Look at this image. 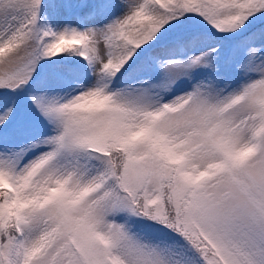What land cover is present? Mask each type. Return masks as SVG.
Masks as SVG:
<instances>
[{
    "label": "snow or ice",
    "instance_id": "obj_1",
    "mask_svg": "<svg viewBox=\"0 0 264 264\" xmlns=\"http://www.w3.org/2000/svg\"><path fill=\"white\" fill-rule=\"evenodd\" d=\"M0 264H264V0H0Z\"/></svg>",
    "mask_w": 264,
    "mask_h": 264
}]
</instances>
